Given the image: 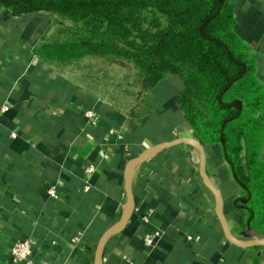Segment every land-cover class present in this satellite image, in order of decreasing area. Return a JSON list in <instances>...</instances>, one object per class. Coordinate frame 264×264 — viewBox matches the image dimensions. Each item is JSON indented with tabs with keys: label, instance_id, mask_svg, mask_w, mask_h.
<instances>
[{
	"label": "crops",
	"instance_id": "1",
	"mask_svg": "<svg viewBox=\"0 0 264 264\" xmlns=\"http://www.w3.org/2000/svg\"><path fill=\"white\" fill-rule=\"evenodd\" d=\"M232 5L234 31L256 54L264 84V0ZM48 26L45 15L15 18L0 6V264L21 238L33 244L36 264H95L101 237L129 204L126 168L141 157L129 175L133 212L106 238L100 264H264V246L225 238L219 202L204 182L221 197L223 225L241 245L255 241L247 213L235 206L246 194L221 145L203 144L185 122L180 80L149 91L152 113L136 124L33 55ZM175 140L201 145L205 181L195 145L158 151Z\"/></svg>",
	"mask_w": 264,
	"mask_h": 264
},
{
	"label": "trees",
	"instance_id": "2",
	"mask_svg": "<svg viewBox=\"0 0 264 264\" xmlns=\"http://www.w3.org/2000/svg\"><path fill=\"white\" fill-rule=\"evenodd\" d=\"M12 17L52 18L33 49L63 71L101 59L133 73L124 111L136 124L151 115L146 94L177 77L188 127L205 145L220 144L236 184L235 206L248 215L253 237L264 239V84L257 56L235 33L232 0H0ZM56 27L57 36L47 39Z\"/></svg>",
	"mask_w": 264,
	"mask_h": 264
},
{
	"label": "rangeland",
	"instance_id": "3",
	"mask_svg": "<svg viewBox=\"0 0 264 264\" xmlns=\"http://www.w3.org/2000/svg\"><path fill=\"white\" fill-rule=\"evenodd\" d=\"M47 17L50 24L52 18ZM54 27L47 39L57 36ZM63 72L81 86L89 95L104 100L111 108L125 110L133 104L130 98L133 73L119 65L109 63L101 59H86L74 66L63 68Z\"/></svg>",
	"mask_w": 264,
	"mask_h": 264
},
{
	"label": "water",
	"instance_id": "4",
	"mask_svg": "<svg viewBox=\"0 0 264 264\" xmlns=\"http://www.w3.org/2000/svg\"><path fill=\"white\" fill-rule=\"evenodd\" d=\"M187 144L195 145L197 147L199 153H200V157H201V161H200V163H201V173H202L203 180L205 181V169H204L205 161H204V156H203V151H202L201 145L198 142L189 141V140H175V141H172L170 143H167V144H164V145L160 146L158 151H160L162 149H165V148L173 147V146L187 145ZM144 160H145L144 157L132 160L128 164L127 168H126V171H125L126 189H127V193H128V196H129L128 212L123 217V219L120 221V223H118L117 225H115L114 227H112L111 229L106 231L104 233V235L101 237V239H100V241H99V243L97 245V249H96V253H95V264H99L101 248H102L106 238L111 233H113L117 229L121 228L126 223V221L129 219V217L131 216V213L133 212L134 205H133V200H132L131 191H130V187H129V175H130V171H131L132 167L134 165H136L137 163L142 162ZM204 183L210 189L211 193L214 195V197L219 202V206H220V209H219V220H220V223H221V226H222V229H223V232H224V235H225V238L227 239V241H229L231 244H233L235 246H238V247H241V248H249V247H254V246H264V239H259V238H255V237H254L255 238L254 242H252L250 244H246V245L238 244V243H236L235 241L232 240L231 236L228 234V232L226 231V229H225V227L223 225L222 200H221V197L218 195V193L215 190L211 189L207 185L206 182H204Z\"/></svg>",
	"mask_w": 264,
	"mask_h": 264
},
{
	"label": "built area",
	"instance_id": "5",
	"mask_svg": "<svg viewBox=\"0 0 264 264\" xmlns=\"http://www.w3.org/2000/svg\"><path fill=\"white\" fill-rule=\"evenodd\" d=\"M88 118H93V115L89 112L86 114ZM12 138H15V134H12ZM95 171L93 166L85 167V173L91 175ZM87 191V188H84ZM49 198H55V189L51 187L47 192ZM124 215L128 212V204L124 207ZM77 239H72L71 242L76 244ZM148 245H151V240H146ZM36 256L34 252L33 244L30 240L21 238L17 239L7 250L4 263L5 264H36ZM100 264V260H99Z\"/></svg>",
	"mask_w": 264,
	"mask_h": 264
}]
</instances>
